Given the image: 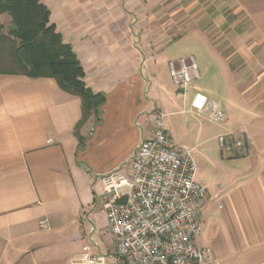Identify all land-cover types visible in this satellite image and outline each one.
Masks as SVG:
<instances>
[{
    "label": "crops",
    "instance_id": "0c3cea01",
    "mask_svg": "<svg viewBox=\"0 0 264 264\" xmlns=\"http://www.w3.org/2000/svg\"><path fill=\"white\" fill-rule=\"evenodd\" d=\"M196 1H218L212 28L196 26L204 9L195 12ZM40 3L79 59L86 85L106 101L99 116L83 119L81 97L56 79L9 73L11 46L0 39V264H75L91 236L99 251L112 252L107 215L96 205L103 175L129 172L156 107L166 117L195 111L197 93L222 105L228 132L245 129L252 139L245 155L221 152L226 161L215 163L214 176L197 170L196 181L209 193L199 243L221 264H264V0ZM12 25L8 13L0 14L3 35ZM181 42L214 63L224 103L210 89L174 84L169 61L195 57L170 53Z\"/></svg>",
    "mask_w": 264,
    "mask_h": 264
},
{
    "label": "built area",
    "instance_id": "2783aa9c",
    "mask_svg": "<svg viewBox=\"0 0 264 264\" xmlns=\"http://www.w3.org/2000/svg\"><path fill=\"white\" fill-rule=\"evenodd\" d=\"M175 85L186 89L200 78L195 57L169 61ZM192 108L209 120L224 122L227 112L203 93ZM153 128L137 147L129 172L120 168L102 177L97 207L106 213L107 229L114 239L112 252L98 250L94 238L84 244L75 264H221L209 247H202V206L208 190L196 181L198 170L191 151L176 146L166 114L156 107ZM222 155L248 153L252 139L245 129L218 137ZM47 219L39 220L41 229Z\"/></svg>",
    "mask_w": 264,
    "mask_h": 264
},
{
    "label": "trees",
    "instance_id": "16d2710c",
    "mask_svg": "<svg viewBox=\"0 0 264 264\" xmlns=\"http://www.w3.org/2000/svg\"><path fill=\"white\" fill-rule=\"evenodd\" d=\"M2 13H8L13 24L9 36L0 30V39L11 46L8 72L52 77L64 90L81 97L83 119L91 112L99 116L106 97L86 85L84 69L72 47L49 24V9L40 0H0Z\"/></svg>",
    "mask_w": 264,
    "mask_h": 264
},
{
    "label": "rangeland",
    "instance_id": "374dc122",
    "mask_svg": "<svg viewBox=\"0 0 264 264\" xmlns=\"http://www.w3.org/2000/svg\"><path fill=\"white\" fill-rule=\"evenodd\" d=\"M196 2L197 4L193 6L195 12H199L200 7H204V9H201L199 12V20L195 22L196 26L206 30L212 28L216 22V16H214L213 13L217 11L216 4L218 1ZM225 15L230 24H232V13L226 11ZM224 26H228L227 22L219 25L221 29L224 28ZM170 53L176 55L194 54L197 59L202 77L192 81L187 91H190L194 87H199L200 90H205L207 88L212 90L217 100L224 103L226 100L224 81L219 74L217 75V69H215L214 63L202 52V50H199L198 47L193 48L181 42L174 45L170 49ZM204 65L210 67L208 72L204 70ZM216 75L217 79L215 80L212 76ZM181 91L183 92V90ZM166 121L176 146L191 151L197 163L199 176L209 177L217 174L219 169L215 163L226 161L221 155L222 148L218 139L219 135L228 132L226 123L209 120L206 116L199 115L196 111H187V108L180 114L167 116ZM58 262L60 264H71L67 260H59Z\"/></svg>",
    "mask_w": 264,
    "mask_h": 264
}]
</instances>
